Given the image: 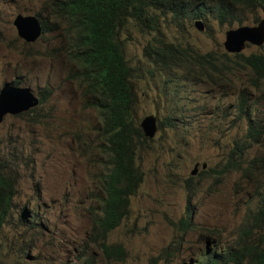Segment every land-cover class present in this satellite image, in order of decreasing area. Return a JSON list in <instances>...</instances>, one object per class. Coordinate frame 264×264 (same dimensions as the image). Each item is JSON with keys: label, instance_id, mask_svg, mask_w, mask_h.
<instances>
[{"label": "rangeland", "instance_id": "374dc122", "mask_svg": "<svg viewBox=\"0 0 264 264\" xmlns=\"http://www.w3.org/2000/svg\"><path fill=\"white\" fill-rule=\"evenodd\" d=\"M49 11L50 0H0V91L19 78L36 94L41 90L47 96L34 111L7 115L0 122V165L17 180L10 215L0 228V264H73L83 249L97 264H182L202 245L201 235L208 230L224 242L236 241L264 182L260 144L244 155V166L262 158L253 163L249 177L242 171L220 179L210 171L198 174L193 181L196 197L191 201L194 228L182 234L173 223L187 211V180L195 164L199 163V172L203 163H207L204 170L221 167L234 140H244L247 115L264 120V81L255 85L252 69L227 78L205 77L197 65L194 74L186 65L152 77L141 71L134 115L142 119L156 114L173 126L166 124L139 152L144 181L131 199L129 218L110 236L126 247L128 256L120 262L106 260L89 239L93 218L101 214V192L92 180L106 153L98 135L101 120L87 103L76 76L78 66L68 57L65 21L53 19ZM35 12L45 13L46 19L60 26L44 40L28 44L17 35L13 20L18 13ZM244 15L243 25H257L264 11ZM194 22L185 20L180 27L169 19L160 33L150 34L140 32L132 22L121 32L126 57L133 66L145 65L144 47L155 34L200 53L231 54L224 41L226 32L237 24L220 25L210 19L201 31ZM242 53H264V44H247ZM243 93L250 104L248 112L240 111ZM171 111L179 115L167 120ZM34 214L43 217L35 224ZM178 235H188L183 248L159 261L160 252ZM62 253L63 261L57 255Z\"/></svg>", "mask_w": 264, "mask_h": 264}, {"label": "trees", "instance_id": "16d2710c", "mask_svg": "<svg viewBox=\"0 0 264 264\" xmlns=\"http://www.w3.org/2000/svg\"><path fill=\"white\" fill-rule=\"evenodd\" d=\"M148 8L155 9L158 16H171V20L180 27L181 22H193L195 19H201L204 23L214 19L220 25L242 26L247 21L245 12L264 11V0H215L212 3L210 0H198L196 6H191L190 0H61L52 7L54 16L80 25L83 29L70 55L86 77L90 104L102 116L100 131L102 137L106 138L103 144L105 147L108 145L112 152L111 162L115 165L112 170L100 173L93 180L101 192L99 202L102 214L94 217L91 231V237L95 235L96 241L121 224L129 212L132 194L143 181V172L136 166V161L147 139L133 117L141 71L148 72L152 77L157 72H170L172 68L186 65L194 72V67L189 68L190 65L203 62L201 67H206L203 70L205 77L229 75L238 69L249 68L254 71V82L264 80V53H224L221 56L213 51L200 53L157 34L144 47L146 64L133 66L126 57L121 32L132 24V18L140 32L149 34L160 33L162 23L169 20L163 18L157 21ZM258 20L256 16L255 21ZM234 56L238 58L234 59ZM19 80H14L15 85L22 83ZM46 99L47 96H41V102ZM240 104L242 111L248 108L247 101ZM248 115L244 141L240 144L237 142L236 149L231 151L238 152L239 156L253 145L264 147V120H256ZM125 117L131 121L134 130L125 126ZM159 126L163 128L164 122L161 121ZM13 180L16 178L6 167L4 171L0 169V228L7 219L15 194ZM257 192L260 194V206L253 214L252 223L244 228L245 236L255 227L264 225V184Z\"/></svg>", "mask_w": 264, "mask_h": 264}, {"label": "clouds", "instance_id": "9594fccd", "mask_svg": "<svg viewBox=\"0 0 264 264\" xmlns=\"http://www.w3.org/2000/svg\"><path fill=\"white\" fill-rule=\"evenodd\" d=\"M59 1H61V0H50V8L52 9V7L55 5V3L59 2ZM63 1H65V0H62V2ZM197 1L198 0H190L191 6H196L197 5ZM148 10L153 16H155L154 18L157 21H159V20H161L163 18L171 19V16H166V17L162 16V15L158 16L159 14L156 12L155 9L148 8ZM49 12L51 13V11H49ZM44 14H42L40 12L26 13V14L25 13H18L17 16H15V18L13 20L14 23H15V20H16L17 17H21V16L22 17H32L38 22V24L40 26L39 35L34 41H27L24 38H21L18 35V32H17V35L19 36V38L22 39L24 42L29 44V43L36 42L39 39H41V40L43 39L44 40L48 35H51L53 32L58 30L60 25H58L55 22L51 21L50 17H49V19H46ZM51 15H52L53 19H57L58 18V17L54 16L52 13H51ZM59 19L65 21V23H64L65 24V32H66V34L69 37V43H68V47H67L68 57H69V59L71 61H73L77 65V63L71 58L70 54L72 53V50L75 48V42L77 40H80L81 33H82L83 29H82V27L80 25L71 24V23L67 22L66 19H64V18H59ZM261 19H263V18H261ZM133 20H134V18H132V22H133ZM198 20H201V19H195V22H194L195 26H196V21H198ZM202 23L204 25L203 21H202ZM16 31H17V29H16ZM201 31H203V30H201ZM247 44H251V43H247ZM247 44H246V46H247ZM246 46H245V48H246ZM243 50L241 52H239V53H242ZM233 54H238V53H231L229 55H233ZM245 55H249V54H245ZM202 65H203V62L200 63L197 66H199L201 68L202 72H203V70L206 69V67H201ZM195 66L196 65L191 64L189 68L195 67ZM78 69L79 70H78L76 76H77V78L80 79L81 83L83 84L84 93H85V95L87 97V103H88V105L90 107H93L98 112V110L94 106H92L90 104L87 82L85 80L86 77H85L84 74H81L82 69L79 68V66H78ZM172 69H174V68H172ZM247 69H249V68H247ZM238 70H241V69H238ZM191 74H194V72H191ZM229 76H234V73L233 74H229V75H224L222 77L223 78H227ZM254 77H255V74H254ZM254 77H252V80L256 79V77L255 78ZM19 81H21V80H19ZM262 81H264V80H262ZM261 82H259V83L254 82V83H255V85H259ZM5 85H12V86H16V87H22L25 84L21 83L19 85H15L14 80H13L12 82L5 83L2 86V88ZM25 87H29L32 90V92L35 94V96H37V98L39 99L38 104L36 106H34V107H31L30 109H28L26 111H21V112H18V113L8 112L4 116L3 120L5 119V117L7 115H16V114H20L22 112L25 113V112H28L30 110L32 111V109L37 108V106H40L41 104H43L47 100L46 99L44 102H41V96H45V95L42 94L41 90L38 92V94H36L35 91L32 89V87H30V86H25ZM241 96H242L241 101H247L248 108H244V110L242 111L243 108H242V106L240 104V111L241 112H245V111L247 112V110H249V108H250V104L248 103V97L244 93ZM136 102H137V98H136ZM186 110L187 109L185 108V111ZM185 111L181 112L180 114L183 115L185 113ZM98 115H99V113H98ZM178 115L179 114H175L173 111H171V115L169 114V116L167 117V120H171L172 117H175V116H178ZM247 116H249V115H247ZM99 117H100L101 126H102V116L99 115ZM133 117L137 121V124H138L139 128L141 129L142 134L145 136V138L147 140H153L156 137V134H158L159 131L162 130L166 126V124H171V126H173L172 122L168 123L166 121H163L156 114H148V115L142 117V119H137L135 115H133ZM149 117H151L154 120V123H155V131H154L153 135H147L145 130H144V127H143V121L145 119L149 118ZM2 121H0V122H2ZM161 121L164 122V126H163V128L160 129L159 125H160ZM101 126H100V128H101ZM125 126L134 130V127H133L131 121L128 118H126ZM100 128H99V131H98V135L100 137L99 139H100V141L102 143H104L103 140H106V138L102 137V132L100 131ZM134 142L136 144V137H134ZM237 142H239V144L242 143V142H240V141H238L236 139L234 140V144H233L232 148L230 149V151L228 152V159L224 163V165H222L221 167H219V168H217V167L216 168H211L210 170H204L207 167V163H203V165H202L203 170L201 172H199V163H196L194 168L192 169V171H191L192 176H190L189 179L187 180V187H186L187 188V192L189 194V196L187 198L188 199L187 211L178 221L173 223L174 226L182 234L187 233L188 231L193 229L194 226H195L194 218H193L194 206H193L191 201H192V199H194L196 197L195 194H194L195 193V187H194L193 181H194V178L198 174L201 176L203 174H206L208 171H210L212 173L211 175L213 177H215L216 179H220V178H223L224 176L228 175L229 173H231L233 171H239V172L242 171V172H244V176L249 177L251 175V173L254 171V164L257 163L258 161H262V158L256 157L255 158V159H257L256 162H254V160H255L254 159L252 162H248V164L246 166H244L243 163L246 162L245 159H244V155L245 154L239 156V155H237V153H232L231 152L232 149H236V147H237L236 143ZM103 146H104L103 150L106 151V153L101 155L102 160H101L100 163L102 164V167H101L99 172H94L93 173L92 180H94L95 177L97 175H99L100 173H102V172L106 173V172L112 170L115 167V165L111 162L112 152L110 151L108 145L106 147H105V145H103ZM136 166H139L141 171L143 172V170H142V168H141V166L139 164V154H138V158H137V161H136ZM4 168H5V166L3 164H1L0 165V169L2 171H4ZM13 181H14L15 186H16V190H15V194H14V197H15L16 191H17V180H13ZM143 181H144V172H143ZM143 181L140 183L138 189L140 188V186L143 183ZM263 184H264V182H263ZM138 189H137V191L134 194H132L131 199L138 192ZM258 196H259L258 203H257L256 207L253 210L249 211V213L247 214L246 218L242 222L241 227L239 229V235L237 236L236 241H234V242H224V241H222L220 239V235H216V232L214 230H208V232L205 235H201L202 245L200 247H198L197 250L192 251L190 253L188 259H186V261L184 263H182V264H264V225H260L258 227H255L250 232L249 235H247V236L244 235V228L247 227L250 223H252L253 214H255V212L258 210V207L260 206V202L261 201H260V194L259 193H258ZM14 197H13V200H14ZM13 200H12V203H13ZM130 203H131V200H130ZM130 203H129V206H130ZM129 206H128L129 212L122 219L121 224L118 227H116L115 229H113L112 231L108 232L103 238H101V239L96 241L95 240V235H92V237H91L92 228L89 231V239H90L91 243H93L95 245H98L100 247L102 255H103V257L106 260H116V261L120 262V261H124L127 258V256H128V251H127L126 247L122 243L111 241L110 240V236H111V233L113 231H115L117 228H119L129 218V216H130V208H129ZM10 210H11V206H10L9 212H8L6 217H8L10 215ZM34 216L35 217H34L33 224H35L37 222L36 221L37 218L38 219L43 218L42 216H37V214H34ZM45 220H47V219H45ZM93 220H94V218H93ZM6 221H7V219H6ZM5 222L3 223V225L5 224ZM187 236L188 235H178L177 238H175L174 241L171 242L168 247L163 248V250L158 255L159 261L163 260L164 258H167L168 256L175 255L174 251L176 249H182L183 248V244L187 241V239H186ZM57 255H59L61 257L62 261H63L64 253L57 254ZM73 264H97V262L90 256V253H88L87 249H83L77 255V258L75 259Z\"/></svg>", "mask_w": 264, "mask_h": 264}, {"label": "water", "instance_id": "95a60500", "mask_svg": "<svg viewBox=\"0 0 264 264\" xmlns=\"http://www.w3.org/2000/svg\"><path fill=\"white\" fill-rule=\"evenodd\" d=\"M18 35L27 41H34L39 35V24L32 17H17L14 23ZM196 27L204 30L201 20L196 21ZM247 43L257 46L264 44V18L257 25H242L226 32L224 46L230 53L241 52ZM39 99L29 87H16L5 85L0 91V121L8 113L26 111L38 104ZM143 127L147 135H153L155 131L154 120L149 117L143 121Z\"/></svg>", "mask_w": 264, "mask_h": 264}, {"label": "bare ground", "instance_id": "6f19581e", "mask_svg": "<svg viewBox=\"0 0 264 264\" xmlns=\"http://www.w3.org/2000/svg\"><path fill=\"white\" fill-rule=\"evenodd\" d=\"M150 60V59H149ZM83 63V62H82ZM155 67V66H154ZM158 67V66H157ZM156 68V67H155ZM224 116V115H223ZM222 119H223V117H222ZM226 120V119H225ZM229 120V119H228ZM233 152V151H232ZM235 153H238V152H235ZM241 154V153H240ZM239 155V154H238Z\"/></svg>", "mask_w": 264, "mask_h": 264}]
</instances>
